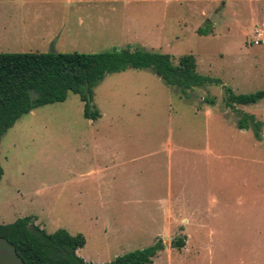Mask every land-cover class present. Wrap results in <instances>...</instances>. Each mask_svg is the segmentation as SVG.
<instances>
[{
  "label": "rangeland",
  "instance_id": "rangeland-1",
  "mask_svg": "<svg viewBox=\"0 0 264 264\" xmlns=\"http://www.w3.org/2000/svg\"><path fill=\"white\" fill-rule=\"evenodd\" d=\"M42 6L32 31L0 41V53L142 47L175 64L192 55L197 72L222 85L184 93L148 70L129 69L95 87V121L72 93L23 115L0 139V224L31 217L48 234H81L76 255L89 264L158 240L164 250L152 264H264V98L235 108L260 123L257 140L238 128L223 89L264 91V0ZM182 237L185 246L173 247Z\"/></svg>",
  "mask_w": 264,
  "mask_h": 264
},
{
  "label": "trees",
  "instance_id": "trees-1",
  "mask_svg": "<svg viewBox=\"0 0 264 264\" xmlns=\"http://www.w3.org/2000/svg\"><path fill=\"white\" fill-rule=\"evenodd\" d=\"M201 36L205 29H198ZM195 58L183 55L173 63L168 54L147 51L142 47H125L97 54L83 53H0V139L23 115L38 107L62 103L68 93L79 96L83 103L85 119L95 121L100 117L93 107L95 87L110 74L126 70H148L167 87L180 92L192 91L208 85H222L215 78L197 72ZM224 106L239 115L237 126L251 129L255 139H260V123L253 115L237 111V106L256 104L264 98V91L253 94H235L223 86ZM205 103L214 105L212 99ZM3 175L0 167V180ZM31 217L11 224H0V237L16 248L24 264H89L76 255L83 248L85 238L59 229L51 234L33 225ZM184 239L172 242L182 248ZM164 250L161 240L153 246L126 253L109 263L102 264H152L153 258Z\"/></svg>",
  "mask_w": 264,
  "mask_h": 264
},
{
  "label": "crops",
  "instance_id": "crops-1",
  "mask_svg": "<svg viewBox=\"0 0 264 264\" xmlns=\"http://www.w3.org/2000/svg\"><path fill=\"white\" fill-rule=\"evenodd\" d=\"M52 2L53 0H0V5L8 6L0 9V41L27 36L32 31L30 29L31 22L36 19V15L46 10L37 7H43L42 5H48ZM180 223L187 225L189 222L187 218L181 216ZM182 238L184 239V247L186 238Z\"/></svg>",
  "mask_w": 264,
  "mask_h": 264
},
{
  "label": "water",
  "instance_id": "water-1",
  "mask_svg": "<svg viewBox=\"0 0 264 264\" xmlns=\"http://www.w3.org/2000/svg\"><path fill=\"white\" fill-rule=\"evenodd\" d=\"M49 53L55 52L51 48ZM0 264H24L18 256L16 248L2 237H0Z\"/></svg>",
  "mask_w": 264,
  "mask_h": 264
}]
</instances>
